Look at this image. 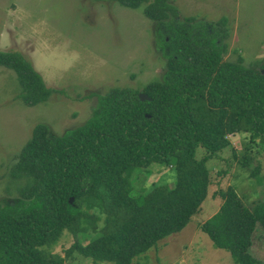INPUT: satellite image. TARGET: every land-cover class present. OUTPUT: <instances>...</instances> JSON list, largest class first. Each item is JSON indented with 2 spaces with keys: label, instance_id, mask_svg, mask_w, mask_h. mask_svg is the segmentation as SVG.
<instances>
[{
  "label": "trees",
  "instance_id": "1",
  "mask_svg": "<svg viewBox=\"0 0 264 264\" xmlns=\"http://www.w3.org/2000/svg\"><path fill=\"white\" fill-rule=\"evenodd\" d=\"M112 1L143 9L156 24L166 60L163 79L143 91L126 87L91 95L97 99L91 117L62 136L51 135L45 124L35 128L14 172L27 186L19 198L0 203V264H69L76 257L134 264L201 211L213 182L210 160L233 147L230 135L249 134L264 151V60L251 66L227 62L226 21L182 19L172 0ZM0 68L18 75L20 100L29 107L55 93L19 51H0ZM234 155L238 159L236 150ZM252 160L246 155L243 167ZM153 166L174 173V188L143 189L141 177L153 176ZM136 190L139 198L132 197ZM220 197L224 205L203 231L235 264H262L252 249L256 230L264 232V201L249 209L234 188ZM65 232L73 245L64 256H48L44 248Z\"/></svg>",
  "mask_w": 264,
  "mask_h": 264
},
{
  "label": "rangeland",
  "instance_id": "2",
  "mask_svg": "<svg viewBox=\"0 0 264 264\" xmlns=\"http://www.w3.org/2000/svg\"><path fill=\"white\" fill-rule=\"evenodd\" d=\"M181 18L211 24L226 21L230 39L227 62L245 66L264 60V0H172ZM154 22L143 9L129 10L112 0H0V51L23 53L43 76L54 95L45 103L27 106L20 96L18 75L0 68V203L20 197L26 180L14 177L18 159L45 124L53 136H62L86 123L97 104L93 94L115 88L143 91L161 81L166 60L157 46ZM233 147L212 159L210 196L200 212L179 233L160 242L134 264H235L227 250L215 246L202 225L221 210V192L236 189L251 209L264 201V151L260 140L249 134L230 135ZM237 158H235L234 150ZM205 154H202L204 157ZM250 168H244L245 157ZM261 168L260 176L253 171ZM153 176L142 175L140 185L175 186L174 173L153 166ZM136 190L133 198H139ZM101 223H99L100 225ZM75 242L69 232L44 250L48 256L62 255ZM89 239L84 240L86 245ZM253 255L264 264V232L253 236ZM69 264H93L76 257Z\"/></svg>",
  "mask_w": 264,
  "mask_h": 264
},
{
  "label": "water",
  "instance_id": "3",
  "mask_svg": "<svg viewBox=\"0 0 264 264\" xmlns=\"http://www.w3.org/2000/svg\"><path fill=\"white\" fill-rule=\"evenodd\" d=\"M140 98H142L143 100H150V97L146 94H141ZM73 201H74V199H70V202H73Z\"/></svg>",
  "mask_w": 264,
  "mask_h": 264
}]
</instances>
